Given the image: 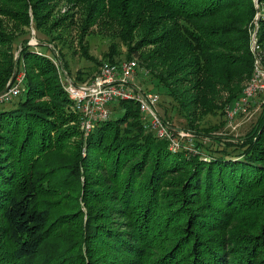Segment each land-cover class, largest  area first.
I'll return each instance as SVG.
<instances>
[{
  "label": "trees",
  "instance_id": "16d2710c",
  "mask_svg": "<svg viewBox=\"0 0 264 264\" xmlns=\"http://www.w3.org/2000/svg\"><path fill=\"white\" fill-rule=\"evenodd\" d=\"M83 2L95 24L120 25L126 59L138 55L187 132L211 143L199 137L194 150H171L131 100L112 104L85 135L55 64L25 38L17 60L24 91L0 109V264H264V98L243 135L199 123V111L223 114L242 94L254 71L256 22L264 67V0ZM118 53L112 45L104 58L119 62ZM4 64L0 92L14 75V60ZM43 93L48 100L37 101ZM72 136L79 140L65 154ZM64 188L81 203L49 199Z\"/></svg>",
  "mask_w": 264,
  "mask_h": 264
},
{
  "label": "rangeland",
  "instance_id": "374dc122",
  "mask_svg": "<svg viewBox=\"0 0 264 264\" xmlns=\"http://www.w3.org/2000/svg\"><path fill=\"white\" fill-rule=\"evenodd\" d=\"M83 1L84 0H39V8L36 10L34 4L35 0H0V40H3V43L0 44V74H3L7 68L4 64L7 59H13L15 63L13 65L14 75H12L7 81L6 89L0 92V96L3 93L8 92L10 88L18 82L22 83L23 86L25 65L21 62L20 66L17 63V60L19 61L22 41L25 38L29 40V44L32 45L33 50L42 55H46V57L55 64L60 83L64 88L65 86H68L70 81H76L77 84L87 81L91 76L93 77L99 71L101 63L107 61L104 58V54L111 49L112 45L116 44L117 51L119 52L116 59L120 61L128 60L126 59L128 47L120 36V31L122 29L120 25L116 24L115 26H111V23L105 26L95 24V22H92V17L94 18L95 12L89 14ZM34 10L37 11L39 16H35ZM253 26L254 27L251 31V48L254 51L253 38L255 37L256 45H258L257 49L259 51L261 47L257 43L258 39L256 36L258 23L256 22ZM147 28L148 25L146 26L144 22L141 26H138L135 41L146 33ZM7 39H11V42H4ZM38 50H41L42 52H39ZM47 50L53 51L54 53L49 55L48 53H45ZM61 53L64 55V60L68 61L69 67H66L68 69H65L62 65L60 66L57 62L58 56L61 59ZM86 55L92 59L100 60V63L88 59ZM133 57L138 58V55L134 54ZM17 66H20L19 71L16 70V68H18ZM136 71L134 78L138 85L142 86L144 89L160 93L161 100L158 109L160 110V113L165 115L164 109L165 107H168L169 113L167 118L171 120L173 126L176 129L187 132V119L179 114L176 109L172 108L171 99L168 95L163 93V88H159V86L157 87L155 85V80L152 79L149 73L145 72L141 64H139V68ZM79 72L82 73L84 81H78L77 76L79 75ZM65 76L67 77V80ZM245 84L246 82L244 83V87ZM19 96L14 97L11 101L2 102L0 100V109H9L18 100ZM225 96L227 95L225 94L224 97ZM263 98L264 92H259V94L250 102L248 112L237 116L231 122L228 121L226 115V109L229 104L226 106L223 114L219 112L216 115H203L202 111H199L202 116L199 123L202 126L209 127L212 124L217 125L219 128L213 131L212 134H222L224 136L235 137L243 135L253 126L256 119H258ZM40 99L48 100V96L43 93L37 101H41ZM74 110L76 109L74 108ZM67 125L74 126L75 130L77 120H69ZM78 127H80L82 131L84 130L82 128L81 120L80 126L78 125ZM83 133L85 135L87 134L85 130ZM189 133H191V135L186 139L188 144L184 141L186 145L191 144L193 147V142L199 137H202L206 144L210 145V136H200L194 131L192 132V130ZM190 138H192L191 141ZM75 140H79L77 136L65 138V154L73 153L72 147ZM61 177L62 175L60 174L57 178L60 179ZM74 189L76 188L74 187ZM78 193L79 192L76 190L73 191L64 188L62 191L49 197V199L53 198L59 199L58 201H66L68 204H71L69 205L70 208H72V205L79 201L77 198L74 199L72 197L77 196ZM81 207L86 211L83 202Z\"/></svg>",
  "mask_w": 264,
  "mask_h": 264
},
{
  "label": "built area",
  "instance_id": "2783aa9c",
  "mask_svg": "<svg viewBox=\"0 0 264 264\" xmlns=\"http://www.w3.org/2000/svg\"><path fill=\"white\" fill-rule=\"evenodd\" d=\"M253 44L256 54L254 71L250 80L246 81L240 97L229 103L226 109L227 119L230 122L237 116L248 112L250 102L259 92H264V67L255 37ZM138 68L137 58L119 62L104 61L99 71L87 81L77 84L70 81L68 86H65L74 102V108L81 114L82 128L88 133L96 122L106 120L111 116L112 104L122 100H131L138 104L144 123L157 137L167 140L171 150L177 151L182 148L194 150L191 144L184 143L186 141L188 144L186 139L191 133L176 129L173 123L166 120L158 110L160 94L144 89L135 82L134 76ZM65 78L67 80L66 76ZM23 91L22 83L18 82L8 92L3 93L0 100L2 102L11 101Z\"/></svg>",
  "mask_w": 264,
  "mask_h": 264
},
{
  "label": "water",
  "instance_id": "95a60500",
  "mask_svg": "<svg viewBox=\"0 0 264 264\" xmlns=\"http://www.w3.org/2000/svg\"><path fill=\"white\" fill-rule=\"evenodd\" d=\"M194 148V147H193Z\"/></svg>",
  "mask_w": 264,
  "mask_h": 264
}]
</instances>
